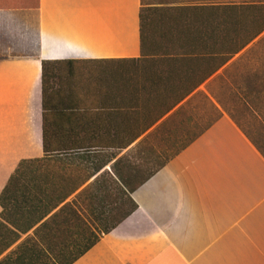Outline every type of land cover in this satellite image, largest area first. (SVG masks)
Wrapping results in <instances>:
<instances>
[{
  "label": "crops",
  "instance_id": "obj_1",
  "mask_svg": "<svg viewBox=\"0 0 264 264\" xmlns=\"http://www.w3.org/2000/svg\"><path fill=\"white\" fill-rule=\"evenodd\" d=\"M140 7V0H0V193L27 159L50 162L44 176L60 193L82 183L50 215L81 192L116 198L124 190L135 209L71 264H264V156L234 120L222 112L162 161L154 142L198 94L215 101L208 85L231 59L185 94L196 72L185 79L180 63L166 79V66L142 57ZM197 52L191 66L202 68L205 54ZM128 62L131 74L110 84L98 72ZM44 104L57 111L54 133L144 130L123 148L67 147L44 159ZM78 214L82 232L95 230L88 213Z\"/></svg>",
  "mask_w": 264,
  "mask_h": 264
},
{
  "label": "trees",
  "instance_id": "obj_2",
  "mask_svg": "<svg viewBox=\"0 0 264 264\" xmlns=\"http://www.w3.org/2000/svg\"><path fill=\"white\" fill-rule=\"evenodd\" d=\"M140 2L139 30L142 57H154L152 61L159 64L157 68L160 71L161 67L166 66V75L162 74L166 79L179 74L180 63L186 71L185 79H189V75L196 72L197 80L185 94L216 72L264 31V2L151 7L147 9L152 15L149 19L144 13L145 5L142 0ZM148 30L150 33L152 30L151 34L154 36L158 34L157 43L151 42L152 35L148 34ZM195 52L197 55L205 54L204 67L191 66L192 54ZM42 64L45 68V62ZM45 88L46 84L43 81L44 94ZM55 113L57 111L53 114L47 111L44 104L42 125L44 159H49L53 154L67 153V147H70L69 150L72 152L98 144L123 148L144 130L142 128L132 135L54 133L51 128V116ZM41 161L42 159L20 161L0 193V264H71L98 241L100 234L111 230L136 207L124 190L121 189L122 195L119 197L118 187L116 198L104 193L101 196H94L95 198L93 196L87 198L83 197L84 192H81L72 202H66L50 215L82 183L73 185L66 183L60 193L58 190L60 186L53 187L49 177L32 176L35 179L30 185L26 182L23 187H18L22 177H26L24 169ZM78 210L88 213L91 225H96L97 230L89 226L91 239L83 244L76 240H59L58 237L66 234L69 229L70 236H73L72 227L79 229L75 232L76 238L80 240L85 238V232H82L80 227L86 226V222L78 214ZM109 222L110 224H107ZM31 230L32 233L28 234Z\"/></svg>",
  "mask_w": 264,
  "mask_h": 264
},
{
  "label": "rangeland",
  "instance_id": "obj_3",
  "mask_svg": "<svg viewBox=\"0 0 264 264\" xmlns=\"http://www.w3.org/2000/svg\"><path fill=\"white\" fill-rule=\"evenodd\" d=\"M250 2H264V0H142L145 5L144 13L148 19L152 15L147 9L151 7ZM151 33L148 30V34ZM151 35V42L157 43L158 34ZM118 66L115 63L109 64L106 65V69L98 72L108 83L109 79L131 74L130 62L123 66L126 68L124 70ZM208 87L215 101L206 100L204 94H198L191 102L192 106L189 104L187 109L181 110L177 117L171 119V123L164 128L163 133L155 136L154 142L162 147L159 149L157 159L162 161L174 156L222 112L234 120L264 156V31L235 54ZM50 171L49 161L31 165L24 169L26 177H22L18 187H23L26 182L30 185L33 179L42 178ZM92 226L97 230L96 225ZM89 233L86 229L85 238L80 240L75 236L72 240L81 241V244L86 243L91 239Z\"/></svg>",
  "mask_w": 264,
  "mask_h": 264
}]
</instances>
